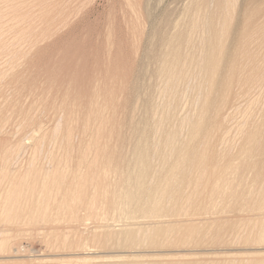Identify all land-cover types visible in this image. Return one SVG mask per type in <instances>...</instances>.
Here are the masks:
<instances>
[{
	"label": "rangeland",
	"instance_id": "374dc122",
	"mask_svg": "<svg viewBox=\"0 0 264 264\" xmlns=\"http://www.w3.org/2000/svg\"><path fill=\"white\" fill-rule=\"evenodd\" d=\"M191 1L152 0V16L145 19L136 16L128 0H74L69 3L71 6L60 8L51 5L48 8L52 12L63 10L58 24L52 28L42 24L44 16L40 12L13 22L11 8L0 6V35L13 39L7 48L0 47V245L5 243V246H0V264H82L81 259L86 258L141 254L167 256L162 261L164 263L193 258L197 260L196 264H243L247 258L237 254L238 250L260 247L259 244H248L250 241L244 235L257 223L259 214H264V207L253 209L248 198L239 193L250 194L253 163L264 160V151L254 148L247 149V152L255 153L254 157L242 155L226 164L223 176L227 188L219 189L215 198L205 202L206 210L166 218L169 221L191 219L195 223L187 226L203 227L200 243H184L179 241V236H173L170 242L159 245L124 248L108 244L103 235L109 227L118 230L120 225L143 224L151 220L144 221L138 215L134 217L133 210L130 215L125 210L108 209L105 197L120 186L122 179L111 170L95 168L99 156L93 159L97 157L95 148L86 137L97 133L98 113L91 115L88 132L81 126L88 119L87 114L96 109L94 105L105 101L104 96L98 95L115 91L112 94L116 108L113 112L115 124L110 129V135L107 133L110 131L106 130L108 136L114 134L115 140L107 139L110 137L106 138L110 143L101 140V144H107L105 151L110 157L119 143L120 122L130 114L136 85L141 92L140 103L147 108L145 116L153 110L158 104L156 66L160 52L168 38L184 28ZM238 2L241 4V0ZM31 26L36 27L37 36H40L36 38L37 42L32 41L31 33L22 32ZM17 35L20 37L15 38ZM252 35L240 37L246 42L253 38ZM240 37L237 44L234 43L236 40L231 44L237 45L231 46L232 49L236 47V51L238 43L243 40ZM16 53L21 54L20 59ZM6 72L9 76L5 78L3 73ZM255 88L249 97L236 100L239 101L236 104H240L246 113H253L249 120L253 125L260 126L264 125V81L255 82ZM73 101L77 104L79 115L78 125L75 124L79 128L72 135L77 162L71 167L63 165L64 169L60 170L64 171L60 172L67 171L69 177L76 173L81 180L88 178L91 173L88 167L95 160L91 169L97 170L95 173L99 179L90 190L93 194L85 199L84 191L77 187L72 201L74 208L63 213L55 209L46 220L40 218L29 222L24 216L7 215V209L3 210L4 204H10L14 210L11 181L16 176L21 178L39 170L49 172L55 167L52 154L60 152V143H52L50 134L57 127L56 123L66 116L65 111ZM24 112L28 117L25 118ZM246 120L244 115H235L230 119L235 128L231 135L235 134L236 143L242 138L236 129ZM39 124H43L46 130L43 135L46 136L36 131ZM144 136L150 138L152 131H145ZM181 136L186 138V133ZM218 148L219 151L231 150L229 142H218ZM206 149L212 151L211 147ZM206 149L201 148L199 158L207 155ZM84 154L91 156L85 158ZM181 154L188 157L191 150ZM165 155L169 158L181 157L170 150H166ZM114 163L119 165L120 161ZM33 174L27 176L28 182H34ZM83 201L87 207H84ZM224 219L240 222L237 231L221 228L219 222ZM50 231L56 232L60 240L56 242L49 236ZM227 251L230 255L226 254ZM91 262L101 263L96 259Z\"/></svg>",
	"mask_w": 264,
	"mask_h": 264
},
{
	"label": "bare ground",
	"instance_id": "6f19581e",
	"mask_svg": "<svg viewBox=\"0 0 264 264\" xmlns=\"http://www.w3.org/2000/svg\"><path fill=\"white\" fill-rule=\"evenodd\" d=\"M71 1L74 0H0V6L11 8L13 22L31 17L33 12H40L44 16L42 24L52 28L58 24L63 10L59 13L48 8L51 5L62 8L70 5ZM128 4L136 16L151 18L152 0H128ZM187 14L188 20L184 23V28L178 29L175 35L168 38L160 52L158 67L156 66L158 104L151 112L147 110L145 116L147 108H143V103H140L139 85L135 86L130 114L128 117L126 114L127 118L120 122L119 143L117 146L114 144L116 148L113 146L115 149L111 153V159L105 151L107 144H101V140L106 141V138L110 137V129L115 124L113 112L116 108L112 99L115 91L98 95L104 96L105 101L94 105L96 109L87 114L88 119L81 126L88 132L91 115L98 113L97 133L86 137L95 148L97 157L93 151V159L99 156L100 162L96 159L99 165L96 164L95 168L111 170L122 179L120 186L108 192L105 197L108 209L125 210L130 215L133 210L134 217L138 215L144 218V221L151 220L143 224L140 222L120 225L118 230L109 227L103 234L108 244L114 243L124 248L146 244L159 245L170 242L173 236H179V241L184 243H200L203 227L187 226L195 223L191 219L169 221L166 218L206 210L205 202L215 198L219 189L227 188L226 178L223 176L226 164L238 156L254 157L255 153L247 152L248 148L264 151V125H253L249 120L253 113H246L240 104H236L239 103L236 100L249 97L250 93L257 89L255 82L264 81V0H241V4L238 0H192L187 7ZM22 32L31 33L33 42L40 37L37 36L35 26L25 28ZM249 33L253 34V38L250 40L246 37L249 41L245 38L244 42L240 35L250 37ZM19 37L17 35L15 38ZM239 37L243 40L238 43L239 50L236 51V47H232L237 46ZM11 40L0 35V47L7 48ZM233 40H236V44L232 46ZM20 55L16 53L19 59ZM3 75L5 78L9 76L8 72ZM66 112V116L58 122L59 125L56 123L57 127H54L55 130L50 134L52 143H60V152L52 154L55 169L52 165L53 169L48 170L49 172L39 170L31 173L35 178L33 183L27 180V176L31 174L21 178L16 176L11 181L14 210L12 211L8 203L3 205V210L7 209V215L24 216L29 222L40 218L46 220L55 209L63 213L74 208L72 201L76 197L74 193L77 187L84 191L85 199L93 194L90 190L99 179L95 173L97 170L91 169L95 160H92L91 167H88L91 171L88 178L81 180L76 173L69 177L66 171L68 168L65 169L66 173L60 172L64 171L60 170L64 169V166L71 167L77 162L76 144L72 138L74 131L79 128L75 125L78 123L77 119L79 120L77 104L73 101ZM25 115V118L28 117ZM235 115H244L248 119L236 129L242 135L239 143H236L235 134L231 135L235 128L230 119ZM106 130L110 131L107 132L108 135ZM36 131L42 135L46 133L43 124H39ZM145 131H152V136H144ZM184 132L186 138L181 136ZM113 135L107 139L112 140ZM218 142H229L231 150L219 151ZM210 147L212 151L206 149ZM201 148L207 150L204 158H199ZM166 150L176 152L181 157L169 158L165 155ZM190 150L191 155L188 157L181 154ZM83 156L88 158L91 155ZM118 160L119 165H114ZM61 166L63 168H60ZM253 167L254 178L250 194H243V191L239 193L247 197L253 209H256L262 205L264 207V160L255 161ZM83 205L87 207L84 201ZM219 225L227 231L236 232L240 222L224 219ZM49 236L56 242L60 240V236L54 231H50ZM244 237L250 241L248 244H259L260 247L238 250L237 254L247 258V262L243 264H264V214H259L257 223L252 229L246 230ZM3 245L5 246V243L2 242L0 246ZM226 254L230 255V251ZM165 258L167 256L141 254L92 259L99 260V264L197 262L196 259L187 258L164 263L162 261ZM92 259H81L82 264L93 263Z\"/></svg>",
	"mask_w": 264,
	"mask_h": 264
}]
</instances>
